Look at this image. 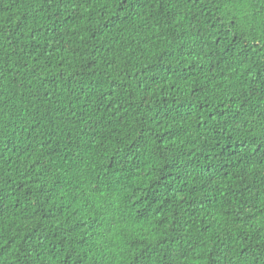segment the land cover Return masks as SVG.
<instances>
[{
	"label": "trees",
	"instance_id": "trees-1",
	"mask_svg": "<svg viewBox=\"0 0 264 264\" xmlns=\"http://www.w3.org/2000/svg\"><path fill=\"white\" fill-rule=\"evenodd\" d=\"M0 264H264V0H0Z\"/></svg>",
	"mask_w": 264,
	"mask_h": 264
}]
</instances>
